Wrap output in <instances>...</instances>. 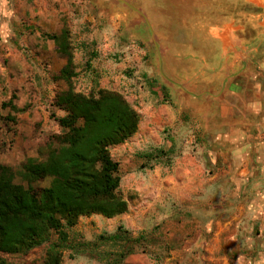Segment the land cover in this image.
<instances>
[{
    "label": "rangeland",
    "instance_id": "1",
    "mask_svg": "<svg viewBox=\"0 0 264 264\" xmlns=\"http://www.w3.org/2000/svg\"><path fill=\"white\" fill-rule=\"evenodd\" d=\"M243 2L0 0V164L20 168L30 157H46L63 131L57 118L66 114L56 100L69 87L86 96L117 91L140 117L132 136L109 147L120 163L127 211L84 215L66 228L62 264H240L237 249L211 247L210 222L220 218L211 207L220 206V193H205L204 131L188 135L199 124L188 112L180 126L185 134L177 131L173 113L163 110L173 108L171 89L158 97L156 81L158 51L171 76L190 57L192 68H202L199 43L184 22L206 16L244 25L255 13ZM69 54L66 81L60 71ZM57 239L54 232L28 252L2 256L10 264H41ZM127 247L133 250L124 256Z\"/></svg>",
    "mask_w": 264,
    "mask_h": 264
},
{
    "label": "crops",
    "instance_id": "2",
    "mask_svg": "<svg viewBox=\"0 0 264 264\" xmlns=\"http://www.w3.org/2000/svg\"><path fill=\"white\" fill-rule=\"evenodd\" d=\"M243 5L255 13L244 25L206 16L182 24L199 43L202 68L188 57L171 76L158 51L156 93L163 98L164 87L171 89L173 108L163 110L173 113L180 134L185 112L199 123L188 135L204 131L205 193H220V206L211 207L220 213L209 226L212 249L220 243L238 250L240 264H264V0Z\"/></svg>",
    "mask_w": 264,
    "mask_h": 264
},
{
    "label": "trees",
    "instance_id": "3",
    "mask_svg": "<svg viewBox=\"0 0 264 264\" xmlns=\"http://www.w3.org/2000/svg\"><path fill=\"white\" fill-rule=\"evenodd\" d=\"M72 67L69 54L60 71L66 81ZM56 105L66 111L57 118L63 131L46 157H30L20 168L0 164V264H10L3 253L28 252L49 241L54 232L58 239L41 264H62L66 228L84 215L112 217L128 209L119 190L120 163L109 147L138 130L139 114L121 93L108 89L86 96L69 87ZM48 179L49 185L43 186ZM132 250L127 247L123 255Z\"/></svg>",
    "mask_w": 264,
    "mask_h": 264
},
{
    "label": "water",
    "instance_id": "4",
    "mask_svg": "<svg viewBox=\"0 0 264 264\" xmlns=\"http://www.w3.org/2000/svg\"><path fill=\"white\" fill-rule=\"evenodd\" d=\"M131 7H133L134 8V6H132L131 4H129ZM143 14V13H142ZM148 21V20H147Z\"/></svg>",
    "mask_w": 264,
    "mask_h": 264
}]
</instances>
